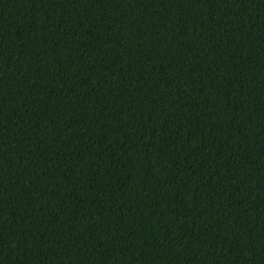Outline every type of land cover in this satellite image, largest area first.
<instances>
[{
	"label": "trees",
	"instance_id": "trees-1",
	"mask_svg": "<svg viewBox=\"0 0 264 264\" xmlns=\"http://www.w3.org/2000/svg\"><path fill=\"white\" fill-rule=\"evenodd\" d=\"M0 264H264V0H0Z\"/></svg>",
	"mask_w": 264,
	"mask_h": 264
}]
</instances>
